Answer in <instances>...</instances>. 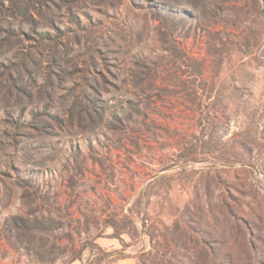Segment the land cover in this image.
<instances>
[{"label":"rangeland","instance_id":"obj_1","mask_svg":"<svg viewBox=\"0 0 264 264\" xmlns=\"http://www.w3.org/2000/svg\"><path fill=\"white\" fill-rule=\"evenodd\" d=\"M0 264H264V0H0Z\"/></svg>","mask_w":264,"mask_h":264}]
</instances>
